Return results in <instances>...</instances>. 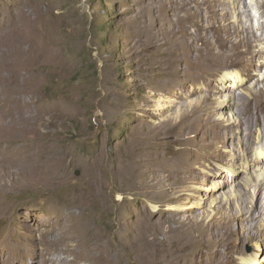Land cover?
<instances>
[{
    "label": "rangeland",
    "instance_id": "374dc122",
    "mask_svg": "<svg viewBox=\"0 0 264 264\" xmlns=\"http://www.w3.org/2000/svg\"><path fill=\"white\" fill-rule=\"evenodd\" d=\"M146 1L167 33L162 0H0V264H200L190 249L196 222L220 214L225 193L206 196L213 182L197 177L184 181L191 202L183 201L182 175L167 171V159L177 139L196 136L187 115L202 103L204 85L179 89L181 76L174 74L183 63L173 65L171 76L167 62L151 60L159 49L131 50L136 46L122 22L131 16L126 10ZM255 1H245L254 27L264 20L258 18L264 0ZM202 16L206 26L225 24L220 13ZM250 82L235 94L247 97ZM217 83L208 85L222 87ZM194 89L201 92L189 96ZM231 109L221 119L232 120ZM167 121H181L185 136L167 135ZM152 150L155 161H166L152 165ZM249 169L260 177L259 168ZM220 174L217 185L227 180ZM229 188L224 191L236 196ZM198 195L205 200L202 210ZM188 216L194 226L185 224ZM253 245L244 242L243 252L264 260Z\"/></svg>",
    "mask_w": 264,
    "mask_h": 264
},
{
    "label": "bare ground",
    "instance_id": "6f19581e",
    "mask_svg": "<svg viewBox=\"0 0 264 264\" xmlns=\"http://www.w3.org/2000/svg\"><path fill=\"white\" fill-rule=\"evenodd\" d=\"M245 1L162 0L161 6L164 4L167 8V33L160 30L161 27H157L153 7L148 1L141 9L132 5L126 10V14L130 12L131 16L122 22L126 38L136 46L131 50L136 52L145 48V51L148 47L159 49L157 52L159 56L151 58L154 64L167 62V75L171 76L177 69L174 75L181 76V79L178 78L179 87L177 88L182 89L197 83L204 85V92L202 91L204 95L202 99L200 98L202 103L199 104L197 100V104L187 115V118L196 125L194 130L196 136L177 139L178 147L169 150L171 157H167L169 161L167 171L182 175L179 188L183 193V201L191 202V196L188 194L189 191L191 193V187L185 185L184 181L193 183L197 181V177H201L202 184L213 182L211 188L206 191L208 193L206 196L213 197L217 193H225V198L218 203V211L221 213L211 215L212 218L207 223L204 222L205 219L202 216L196 222V234L193 236L195 242L190 249L196 250V254L200 257V264H264V260H261L258 255L249 258L242 248L244 242L253 241L256 251L259 254L264 252V75L260 74L264 69V20L257 21L254 27L255 25H252L254 18L251 15L252 6ZM259 8L261 13L258 18L261 19L264 16V1L259 3ZM202 13L208 14L210 19L213 15L215 17V13L225 15V24L212 22L206 26L202 22ZM193 25L195 29L190 31L189 27ZM209 31H212L214 39L211 38ZM161 37L162 41L159 40ZM164 37H167V50L166 42L163 41ZM166 52L167 56H165ZM179 54H182V61H175L173 57ZM182 63L184 69L180 71L176 66L180 67ZM173 65H176L174 66L176 69ZM239 67L247 68L249 72L243 73L237 70ZM217 79L220 80L222 87L211 88L208 84L212 81L217 83ZM248 81H252L250 82L252 84H249L251 88L246 89L247 97L235 94V90H244ZM199 92L201 91L194 89L189 96L195 93L199 95ZM222 95H227V99L224 97L226 100H219L217 96ZM231 108L236 110V113L231 114L232 120L221 119L222 116L225 118L227 113L232 111ZM214 116L218 118L214 119ZM0 123L2 124V121ZM168 134H173L175 137L177 135L176 138L185 136L183 123L179 121L172 124L167 121ZM235 139L238 141L237 144H234ZM254 148L256 151L253 155ZM210 149H212L211 153ZM152 153V165L156 161L162 163L166 161L160 159L155 161L158 154L153 150ZM238 161H241L240 165L236 166ZM217 164L220 165L217 166ZM249 165L259 168L260 177L255 178L249 173ZM223 171L227 180L217 185L215 180L221 176L220 173ZM229 186H233V191L237 193L236 196L224 191L225 187L229 188ZM251 188L255 191L253 196L249 195ZM241 205L246 209L242 210ZM204 207V197L199 196L196 208L202 210ZM207 215H205L206 218ZM189 216L184 219L187 222L185 224L193 225L196 220H191ZM190 227H187L189 231ZM232 237L237 238L238 243H231ZM187 239L191 237L188 235Z\"/></svg>",
    "mask_w": 264,
    "mask_h": 264
},
{
    "label": "water",
    "instance_id": "95a60500",
    "mask_svg": "<svg viewBox=\"0 0 264 264\" xmlns=\"http://www.w3.org/2000/svg\"><path fill=\"white\" fill-rule=\"evenodd\" d=\"M76 175H78V172H76Z\"/></svg>",
    "mask_w": 264,
    "mask_h": 264
}]
</instances>
